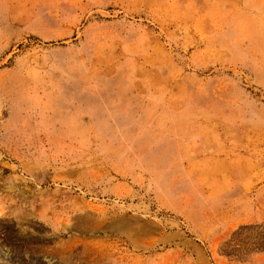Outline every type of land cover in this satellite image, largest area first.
Returning <instances> with one entry per match:
<instances>
[{"label": "rangeland", "instance_id": "obj_1", "mask_svg": "<svg viewBox=\"0 0 264 264\" xmlns=\"http://www.w3.org/2000/svg\"><path fill=\"white\" fill-rule=\"evenodd\" d=\"M0 264H264V0H0Z\"/></svg>", "mask_w": 264, "mask_h": 264}, {"label": "clouds", "instance_id": "obj_2", "mask_svg": "<svg viewBox=\"0 0 264 264\" xmlns=\"http://www.w3.org/2000/svg\"><path fill=\"white\" fill-rule=\"evenodd\" d=\"M47 260V258H45Z\"/></svg>", "mask_w": 264, "mask_h": 264}]
</instances>
